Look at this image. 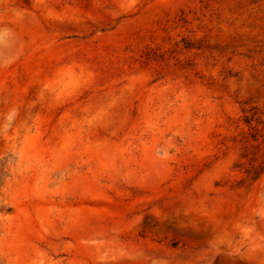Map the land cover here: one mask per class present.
Masks as SVG:
<instances>
[{
	"label": "rangeland",
	"instance_id": "rangeland-1",
	"mask_svg": "<svg viewBox=\"0 0 264 264\" xmlns=\"http://www.w3.org/2000/svg\"><path fill=\"white\" fill-rule=\"evenodd\" d=\"M0 264H264V0H0Z\"/></svg>",
	"mask_w": 264,
	"mask_h": 264
}]
</instances>
